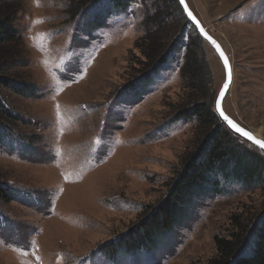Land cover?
I'll return each instance as SVG.
<instances>
[{
    "label": "rangeland",
    "instance_id": "obj_1",
    "mask_svg": "<svg viewBox=\"0 0 264 264\" xmlns=\"http://www.w3.org/2000/svg\"><path fill=\"white\" fill-rule=\"evenodd\" d=\"M16 1L21 46L12 72L28 92L0 89L17 118L0 141V180L10 192L0 201V264H207L217 256L216 238L239 225L247 232L238 256L252 255L264 227V184L222 176L152 249L103 252L154 213L206 139L199 120L178 116L191 97L183 46L140 86L144 58L135 44L152 28L146 17L166 10V37L184 31L204 55L211 77L198 103L215 109L226 82L215 50L195 41L174 0H132L126 10L98 0L83 11L73 0ZM186 1L231 61L225 112L264 140V0Z\"/></svg>",
    "mask_w": 264,
    "mask_h": 264
},
{
    "label": "trees",
    "instance_id": "obj_2",
    "mask_svg": "<svg viewBox=\"0 0 264 264\" xmlns=\"http://www.w3.org/2000/svg\"><path fill=\"white\" fill-rule=\"evenodd\" d=\"M97 1L73 0L78 5V11H83L89 3L94 4ZM109 1L115 9L126 10L132 0ZM174 5L178 10L176 12L179 13L178 17H183L186 24L192 27L193 24L185 17L177 0H174ZM18 8L19 3L16 0H0V89L27 93V86L18 85L12 72L13 63L19 56L18 46H21V38L15 28ZM165 12L166 10L159 8L155 14L146 17L145 24L152 28L147 29L145 36L135 44L144 58L140 64L141 72L144 74L140 86L145 89L151 85L152 76L161 71L173 59L180 46H183L186 54L181 76L185 82L184 88L191 92L189 94L191 99H188L187 107L178 116L199 120L205 129L206 139L194 153L186 157L183 170L172 182L170 194L154 213L134 230L121 237L117 243L108 246V250L103 251L110 256L121 253L133 254L155 247L161 237L174 230L180 211L191 204L202 188L211 182H216L217 176L235 179L249 187L256 183L264 184V155L257 150L244 149L236 139L240 138L260 151L262 149L222 123L214 106L198 103L203 100L200 94L209 85L211 77L209 66L204 55L195 50L197 44L192 45V42L185 40L184 31L183 33L180 31V35H178L179 31L176 32L177 37L174 39L166 37L168 32L166 27L169 24L165 21ZM153 24L158 26V29H154L156 27H153ZM192 31L197 43L204 41L195 27ZM16 120L15 113L0 99V141L8 135ZM228 139L231 141L229 142ZM8 200H10V192L0 180V201ZM237 228L239 232L228 239L216 238L217 256L207 264H264V227L259 230L253 254L247 257L238 256L246 242L247 227L239 225Z\"/></svg>",
    "mask_w": 264,
    "mask_h": 264
},
{
    "label": "water",
    "instance_id": "obj_3",
    "mask_svg": "<svg viewBox=\"0 0 264 264\" xmlns=\"http://www.w3.org/2000/svg\"><path fill=\"white\" fill-rule=\"evenodd\" d=\"M179 4H180L182 10L184 11L186 17L189 19V21H190V22L194 25V27L197 29V31H198V33L200 34V36L202 37V39H203L204 41H206V42H207V43H208V44H209V45L215 50V52H216V54L218 55V57L220 58L219 53L216 51L215 46H214L209 40H207V39L204 37V35L200 32V28H201V27H202V28L204 29V31L208 34V36H210L213 40H215V41L220 45L221 49L224 51L225 55L227 56V58H228V60H229V63H230L231 68H232V82H231V84H230V86H229V89H228L227 92L225 93L223 99L221 100V99H220V93H221V91H223V87H222V89H221V91H220V93H219V95H218V97H217V99H216V103H215V111H216V113H217V116L221 119L222 123H224V124H226L227 126H229V125L227 124V121H225V120L223 119V117L220 116V110L222 109L223 112L225 113V115L228 116L227 113H226L225 110H224V101H225V99H226V97H227V95H228V92H229V90H230L232 84H233V67H232L231 61H230L228 55L226 54L224 48L222 47V45H221V44H220V43H219V42H218V41H217V40H216V39H215V38H214V37H213V36L207 31V30H206V28L203 26V24L199 21V19H198V18L194 15V13L191 11V9H190V7H189L187 1L184 0V2L181 3L180 0H179ZM189 11L192 13V17H195V19H192V17H190V16L188 15V12H189ZM197 21L199 22L198 24H197ZM220 60H221V62H222V64H223V61H222L221 58H220ZM223 66H224V65H223ZM224 69H225V68H224ZM225 73H226V70H225ZM226 82H227V74H226ZM226 82H225V83H226ZM218 105H219V107H218ZM228 117H229V116H228ZM229 119H231L235 124H237L238 127L242 128V129H244L246 132L250 133V134L252 135V137H254V140H259V141H261V142H264L263 139L256 137L254 133H252L251 131H249V130L245 129L244 127H242L240 124H238L236 121H234L231 117H229ZM229 127H230V126H229ZM230 128H231V127H230ZM232 130L235 132L234 129H232ZM235 133H236V132H235ZM236 134H238L239 136H241L239 133H236ZM241 137H243V136H241ZM243 138H245L246 140H248L247 137H243ZM254 140H248V141L254 143ZM254 144H255V143H254ZM257 146H259V145H257ZM261 149H262V148H261ZM263 150H264V149H263Z\"/></svg>",
    "mask_w": 264,
    "mask_h": 264
},
{
    "label": "snow or ice",
    "instance_id": "obj_4",
    "mask_svg": "<svg viewBox=\"0 0 264 264\" xmlns=\"http://www.w3.org/2000/svg\"><path fill=\"white\" fill-rule=\"evenodd\" d=\"M180 2L183 3L184 0H180ZM188 15L192 17V13L190 11L188 12ZM192 19H195V17H192ZM198 23L199 22L197 21V24ZM200 32L204 35V37L207 40H209L215 46L216 51L219 53V56L222 59L224 68L226 70L227 82L224 84L223 91H221L220 93V99L222 100L232 82V68H231V65L229 63L227 56L225 55L224 51L221 49L220 45L215 40H213L210 36H208V34L204 31L202 27L200 28ZM220 116L223 117L225 121H227V124L231 127V129H234L236 133H239L243 137H247L248 140H254V137H252L250 133L238 127L237 124H235L231 119H229V117L225 115L222 109L220 110ZM254 143L256 145H259L260 148L264 149V142H261L259 140H254Z\"/></svg>",
    "mask_w": 264,
    "mask_h": 264
},
{
    "label": "bare ground",
    "instance_id": "obj_5",
    "mask_svg": "<svg viewBox=\"0 0 264 264\" xmlns=\"http://www.w3.org/2000/svg\"><path fill=\"white\" fill-rule=\"evenodd\" d=\"M255 136L262 139V137H261V135L259 133L255 134Z\"/></svg>",
    "mask_w": 264,
    "mask_h": 264
}]
</instances>
